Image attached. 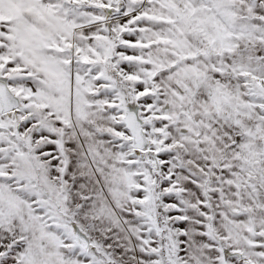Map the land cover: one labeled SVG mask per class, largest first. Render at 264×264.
Masks as SVG:
<instances>
[{"label": "snow or ice", "instance_id": "6c2138e0", "mask_svg": "<svg viewBox=\"0 0 264 264\" xmlns=\"http://www.w3.org/2000/svg\"><path fill=\"white\" fill-rule=\"evenodd\" d=\"M0 264H264V0H0Z\"/></svg>", "mask_w": 264, "mask_h": 264}]
</instances>
